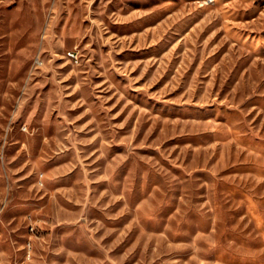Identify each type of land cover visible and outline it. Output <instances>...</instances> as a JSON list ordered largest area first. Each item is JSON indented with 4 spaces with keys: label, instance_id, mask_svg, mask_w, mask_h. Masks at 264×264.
<instances>
[{
    "label": "rangeland",
    "instance_id": "374dc122",
    "mask_svg": "<svg viewBox=\"0 0 264 264\" xmlns=\"http://www.w3.org/2000/svg\"><path fill=\"white\" fill-rule=\"evenodd\" d=\"M0 264H264V0H0Z\"/></svg>",
    "mask_w": 264,
    "mask_h": 264
},
{
    "label": "built area",
    "instance_id": "2783aa9c",
    "mask_svg": "<svg viewBox=\"0 0 264 264\" xmlns=\"http://www.w3.org/2000/svg\"><path fill=\"white\" fill-rule=\"evenodd\" d=\"M68 55L70 56V58H72V59L77 61V54L75 52H69Z\"/></svg>",
    "mask_w": 264,
    "mask_h": 264
}]
</instances>
